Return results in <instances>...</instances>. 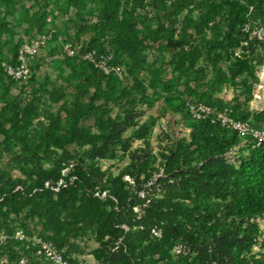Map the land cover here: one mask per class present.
<instances>
[{
  "label": "rangeland",
  "instance_id": "rangeland-1",
  "mask_svg": "<svg viewBox=\"0 0 264 264\" xmlns=\"http://www.w3.org/2000/svg\"><path fill=\"white\" fill-rule=\"evenodd\" d=\"M130 4L131 0H0V60H13L24 41L50 27L54 30L35 56L28 81H12L0 73V231L21 226L30 233L54 238L33 212L31 195L47 187L56 191L60 184L74 181L75 175L70 172L88 161L96 160L99 170L112 176L128 164L126 151L119 143L110 147L105 157L95 158L81 142L66 144L65 153L55 142H44L41 132L49 124L48 111L59 112L65 130L82 122L95 130L91 118L76 120L62 112L60 105H71L75 97L91 107L97 105L99 113L105 111L108 115L132 95L151 101L150 106L142 102L134 105L140 114L137 126L144 122L143 128H147L149 119L153 121L146 130L150 176L142 187L152 184L166 155L188 143L195 123L185 113L187 103L227 107L235 117L247 114L249 123L264 128V0H143L131 16ZM230 13L236 16L228 18ZM130 20L135 32L127 42L123 32ZM159 26L163 27L160 31ZM169 29L174 31L171 42L165 39ZM226 29L230 39L223 36ZM180 40L187 55L194 57L193 63L181 57L177 44ZM61 41H70L79 50L115 49L122 68L117 87L131 91L130 95L117 96L106 108L99 100L91 101L99 73L77 57L65 56ZM234 60L245 61V74L231 78L228 67ZM52 90L57 92V100L51 98ZM167 101L176 108L167 107ZM222 131L234 137L228 148L232 151L230 157L235 161L245 157L251 148L249 140ZM139 145L141 140L135 139L130 148ZM55 176V187H51ZM121 179L127 186L133 185L131 177L123 175ZM97 196L101 199L104 192ZM93 217L102 225L100 218ZM254 221L258 233L249 253L258 257L264 253L260 246L264 218L256 217ZM243 227L244 223L239 233ZM102 235L97 228L89 227L60 242L72 264H101L98 250ZM169 251L170 259L165 260L169 264H215L203 244L176 240ZM35 262L49 264L42 259ZM139 264L150 262L144 259ZM231 264H239V259Z\"/></svg>",
  "mask_w": 264,
  "mask_h": 264
},
{
  "label": "trees",
  "instance_id": "trees-1",
  "mask_svg": "<svg viewBox=\"0 0 264 264\" xmlns=\"http://www.w3.org/2000/svg\"><path fill=\"white\" fill-rule=\"evenodd\" d=\"M142 1L131 0L130 16L137 7L142 6ZM231 15L236 16L230 13L228 18ZM124 26L126 41L131 42L135 32L134 23L130 20ZM231 26L229 21L228 27ZM162 28L159 26L158 30ZM173 33V29L168 30L166 41L171 42ZM223 36L230 39L229 29L225 30ZM177 44L182 52L181 57L193 63L194 57L187 55L183 42L180 40ZM88 49L113 51V62L119 65L115 49L87 48L80 52ZM89 67L99 73L91 101L99 100L106 108L117 100V96L130 95L131 91L118 89L117 76L104 75L91 65ZM245 67V61L234 60L228 67L229 77L245 74ZM51 92V98L57 100V92ZM140 102L148 106L152 104L142 95H132L113 115L105 111L99 113L97 105L91 107L81 97H75L71 105H60L65 115L76 120L91 118L95 128L93 131L84 122L65 130L58 111L46 113L49 124L41 132L44 142H55L63 153L66 144L81 142L89 147L95 158L105 157L110 147L119 143L121 149L126 151L128 164L112 176L100 171L96 160L88 161L83 167L75 166L70 172V175H75L74 181L60 184L56 191L47 187L31 195L34 199L33 212L40 219L42 227L58 241L47 235L41 236L52 240L66 255L61 240L65 242L69 236L74 237L77 231L84 232L89 227H95L103 233L98 250L101 264H139L144 259L150 264L165 262L170 259V246L176 240L205 245L215 264H231L234 259H239V264H264V253H259L258 257L249 253L258 233L254 219L264 218V142L248 149L245 157L234 166L220 156L234 143V137L206 120L194 121L186 146L166 155V161L152 184L142 187L150 176L147 172L150 145L146 130L153 121L149 119L147 128H143L144 122L137 126L140 114L134 105ZM165 104L171 109L176 108L172 102ZM246 116L234 117L246 120ZM2 126L0 121V130ZM134 126L136 128L131 134H125ZM135 139L141 140V145L130 148ZM193 154H196L195 162L191 163ZM123 175L131 177L133 185L127 186L121 179ZM56 179L57 176L53 178L51 187H55ZM101 192H104V196L100 199L97 195ZM93 216L100 218L102 225H98ZM243 223V231L239 233L238 229ZM14 244L17 243L10 241L5 248L10 258H13ZM71 246L68 244V247ZM260 246L264 248V235ZM243 253L246 255L241 256ZM29 259V264H39L35 262L37 258L30 256Z\"/></svg>",
  "mask_w": 264,
  "mask_h": 264
},
{
  "label": "built area",
  "instance_id": "built-area-1",
  "mask_svg": "<svg viewBox=\"0 0 264 264\" xmlns=\"http://www.w3.org/2000/svg\"><path fill=\"white\" fill-rule=\"evenodd\" d=\"M53 34L54 30L50 27L34 38L24 41L16 49L13 61L0 60V71L12 81L25 82L30 74L32 59ZM61 51L67 57L77 56L104 75L113 74L117 77L121 75L122 68L113 62V51L98 52L88 49L80 52L78 47L70 41H61ZM185 111L192 121L206 120L233 132L237 137L249 140L251 148L264 142V128L254 126L247 120L235 118L230 108L192 102L186 104ZM231 152V149H228L220 156L229 164H238L239 160L235 161L230 157ZM10 241L17 243L13 245V258H10L5 250ZM30 256L47 261L49 264H71L63 249L57 247L48 238L37 233H30L20 227L14 228L11 232L0 231V264H29Z\"/></svg>",
  "mask_w": 264,
  "mask_h": 264
}]
</instances>
